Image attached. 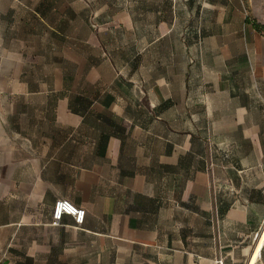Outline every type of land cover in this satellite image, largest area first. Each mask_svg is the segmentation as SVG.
<instances>
[{
  "label": "crops",
  "instance_id": "crops-1",
  "mask_svg": "<svg viewBox=\"0 0 264 264\" xmlns=\"http://www.w3.org/2000/svg\"><path fill=\"white\" fill-rule=\"evenodd\" d=\"M113 8L72 7L41 52L0 50V264H247L263 31L241 0ZM58 199L81 226L51 225Z\"/></svg>",
  "mask_w": 264,
  "mask_h": 264
},
{
  "label": "rangeland",
  "instance_id": "rangeland-1",
  "mask_svg": "<svg viewBox=\"0 0 264 264\" xmlns=\"http://www.w3.org/2000/svg\"><path fill=\"white\" fill-rule=\"evenodd\" d=\"M241 1L246 6L244 17L264 34V0ZM111 5L119 8L122 0H0V50L41 52L50 28L62 25V15H71L72 7L80 11L82 18L92 20L93 13L84 14L85 10L100 15Z\"/></svg>",
  "mask_w": 264,
  "mask_h": 264
},
{
  "label": "built area",
  "instance_id": "built-area-1",
  "mask_svg": "<svg viewBox=\"0 0 264 264\" xmlns=\"http://www.w3.org/2000/svg\"><path fill=\"white\" fill-rule=\"evenodd\" d=\"M63 216L71 217L76 226H81L84 222L85 211L66 200L58 199L52 207L51 225L58 226Z\"/></svg>",
  "mask_w": 264,
  "mask_h": 264
},
{
  "label": "bare ground",
  "instance_id": "bare-ground-1",
  "mask_svg": "<svg viewBox=\"0 0 264 264\" xmlns=\"http://www.w3.org/2000/svg\"><path fill=\"white\" fill-rule=\"evenodd\" d=\"M264 241V223L258 231L257 241L253 244L247 264H252Z\"/></svg>",
  "mask_w": 264,
  "mask_h": 264
}]
</instances>
